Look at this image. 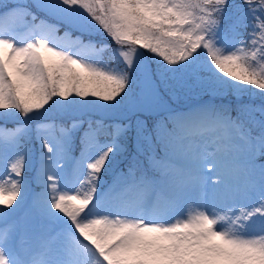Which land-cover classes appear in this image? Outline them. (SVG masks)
Masks as SVG:
<instances>
[{"label": "snow or ice", "instance_id": "1", "mask_svg": "<svg viewBox=\"0 0 264 264\" xmlns=\"http://www.w3.org/2000/svg\"><path fill=\"white\" fill-rule=\"evenodd\" d=\"M0 121V264H264V0H0Z\"/></svg>", "mask_w": 264, "mask_h": 264}, {"label": "rangeland", "instance_id": "2", "mask_svg": "<svg viewBox=\"0 0 264 264\" xmlns=\"http://www.w3.org/2000/svg\"><path fill=\"white\" fill-rule=\"evenodd\" d=\"M9 126H11V124H9Z\"/></svg>", "mask_w": 264, "mask_h": 264}]
</instances>
